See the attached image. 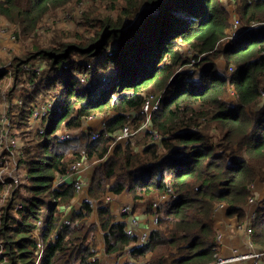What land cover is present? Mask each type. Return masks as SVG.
<instances>
[{
  "label": "trees",
  "instance_id": "16d2710c",
  "mask_svg": "<svg viewBox=\"0 0 264 264\" xmlns=\"http://www.w3.org/2000/svg\"><path fill=\"white\" fill-rule=\"evenodd\" d=\"M72 1L0 0V16L16 38V27L28 35ZM232 1L242 22L237 38L224 0H122L116 17H94L89 7L80 13L90 28L64 33L74 42L13 61L25 87L23 101L12 100L10 125L25 136L16 150L21 176L0 175V264H111L103 248L112 264L126 251L131 259L121 264H208L222 254L217 207L224 203L229 216L244 221L258 194L252 185L264 184V0ZM35 56L45 59V78L36 65L22 67ZM220 58L229 72L221 71ZM57 92L60 106L43 112L35 131L29 124L36 100ZM152 97L160 103L149 115ZM101 115L108 119L99 133L90 126L69 136ZM148 118L145 137L136 141ZM126 127L125 145L116 140ZM84 162L96 165L79 202L76 182H56ZM124 193L157 218L145 242L139 226L129 230L135 207L111 198ZM157 200L164 201L156 207ZM261 203L250 235L257 250H264Z\"/></svg>",
  "mask_w": 264,
  "mask_h": 264
},
{
  "label": "rangeland",
  "instance_id": "374dc122",
  "mask_svg": "<svg viewBox=\"0 0 264 264\" xmlns=\"http://www.w3.org/2000/svg\"><path fill=\"white\" fill-rule=\"evenodd\" d=\"M224 2L227 4V7L229 9V12L231 14V21L232 23H234V27L235 28H239L242 26V22L239 21V17L240 15L238 14V11L236 10V5L232 0H224ZM86 4V6H85ZM123 5L122 0H73L72 2H70L69 4L60 7V8H56L53 9L52 11H50L41 21V23L39 24V26L37 27V29L35 31H33L32 33L28 34V35H24L23 33H20V28L16 27L14 30L18 29V33H17V37L16 38H11L9 36L8 33H1L0 32V70L5 67V65H7L10 62H16L17 60H29L30 56L33 55H37L39 50L42 49H47L48 47L55 45V44H59L61 41H75L76 39L73 36H69V37H65L64 33H74V29H79V30H86L89 29V26H86V24H81V21H83L81 19V17H77L80 13L85 12V9L87 11L88 7H89V12L87 11L86 13H90L92 16H94L93 14H95L96 16L94 17H99L101 14H105V13H110L113 16H117L120 12V9ZM78 6L81 7L80 10L78 9ZM177 11H181V8H177L175 10V13L179 16L182 15L180 13H177ZM86 13L84 14L83 17H85ZM239 19V20H238ZM10 24V21L7 20L4 17L0 16V28L2 27H7L8 29H10L9 26H5ZM257 24V23H256ZM14 28V27H12ZM92 33L95 31L93 28H91ZM83 33V32H82ZM91 33V35H92ZM88 35H90V33H88ZM240 35L239 33H236L234 35V37ZM237 38V37H236ZM39 49V50H38ZM34 59H32V61L30 63H32L33 65H36V67L40 68L39 73L41 75H44V78L50 73L47 72L44 74V68L46 67L45 64V59L43 57H38L35 56L33 57ZM39 63V64H35V63ZM219 62V67L221 69V71L226 72L227 70V65L225 64V61L223 58H220L218 60ZM45 66V67H44ZM47 69V68H46ZM190 72H194V68L192 67ZM227 72H229V69L227 70ZM1 73V71H0ZM26 75V77H28V74H24ZM24 82H16V74L12 73L11 75H4L3 77L0 78V94L2 97V113L3 115H7L10 119L8 123H12L13 124V120L11 121L12 115L10 114V110L13 107V101H18V100H22V94H23V89H24ZM34 89V85L29 82L28 84L26 83V89ZM234 92V91H233ZM49 96L46 98H43L42 100H36V102H39V106L41 108V111L44 112V115L46 114H51L54 112H51L52 110L54 111L57 107L60 106L61 104V99L58 97L59 92L57 93H52V94H48ZM23 101V100H22ZM38 111V108H35V112ZM38 116V115H37ZM36 115H33L31 117L30 120V126H35V131L38 130L40 123L42 124V118L43 116H41L40 121L38 122L36 117ZM1 119V118H0ZM108 119V115H101V116H97V117H91L89 119H85L84 121V126L82 128H76L74 130H72V132H70L69 136L70 137H75L78 138L79 136H81L82 131L86 130L88 127H93L94 129H97V132L95 133H99L100 130L104 129V123L105 121ZM150 119L148 118L145 122V126L143 125L141 128H139L137 134L134 136L135 140H142L146 134V131L149 129L148 125V121ZM45 120H43L44 122ZM2 122V120L0 121ZM7 123V124H8ZM14 125V124H13ZM27 127L26 131L27 133H29V131H32V128ZM65 127H62L58 133L62 136L65 137L68 135V130L64 129ZM44 129V127H43ZM132 129V128H131ZM65 130V131H64ZM133 130V129H132ZM30 132V133H32ZM6 134L8 136H10L11 142H4L1 141L0 142V175L3 176H8L11 177L13 176L16 179H19V177L21 176L20 173V169L18 168V156L16 154V150L22 145L21 141L19 139H21V137L24 138V130L20 129L19 127H12L11 125L9 128H7V130L2 131V128L0 129V138H3V135ZM219 132L214 131L211 135H213V138L218 137ZM27 135V134H26ZM158 138V135H157ZM0 139V140H1ZM134 140V142H135ZM216 140V139H215ZM14 141V142H13ZM121 141L124 142V144L126 145L127 141H125V139H122ZM89 162H87L88 164ZM89 167L87 169H82L81 170V175L82 178H86V181L90 182V176L93 174V167L94 163L92 164H88ZM26 165L23 166V168L25 169ZM85 170V172H84ZM26 173V170H25ZM47 173H49V171L47 170ZM80 174V173H79ZM24 175V174H23ZM9 187V186H7ZM253 188H256L254 185H252ZM113 195V194H112ZM111 198L114 202H116L118 205L123 204V206L128 207V209H131V206L135 207V214L133 216H131L130 218H128V221H133L134 217L136 219L138 218H142V215L146 214L145 216L147 217H151L154 218L155 220V224L157 223V218L154 215H151V213H145V206L146 204L144 202H132L131 200V196L128 194H122V195H118V196H112ZM85 196L81 194L78 199L79 202L80 200ZM264 195L261 196V193H258L257 195H254L253 197H255V199L258 201L261 198L264 199L263 197ZM164 200H157L156 207L158 206V204L162 203ZM123 202H128L129 204L123 203ZM131 203V204H130ZM253 203H248V207H247V212L248 214H251V212L253 211L252 206ZM125 207H121L120 211H119V216L121 218H123V211L125 209ZM216 210H219L218 212H222V211H228L226 208V205H224L223 207H217ZM137 213V215H136ZM229 216V215H228ZM236 217V216H234ZM237 218V217H236ZM127 219V218H126ZM142 220V219H141ZM146 221H148V219H146ZM239 221V220H238ZM142 222V221H141ZM242 222V221H240ZM238 222L236 221L234 226L236 227V224ZM157 225V224H156ZM140 226V225H139ZM237 228V227H236ZM238 234L241 235L244 240L247 242L248 240V234L244 229H238ZM250 240V238H249ZM251 248L249 247V244H247V250H250ZM101 255V253H100ZM102 259H105L106 261H108L109 263H113V261L110 259V257H108V254H102ZM100 256V257H101ZM119 258V260L121 262H125L126 259V255H121L119 257H117V259ZM244 262V261H243ZM241 262L237 261L234 264H241Z\"/></svg>",
  "mask_w": 264,
  "mask_h": 264
},
{
  "label": "built area",
  "instance_id": "2783aa9c",
  "mask_svg": "<svg viewBox=\"0 0 264 264\" xmlns=\"http://www.w3.org/2000/svg\"><path fill=\"white\" fill-rule=\"evenodd\" d=\"M232 24H233L232 36H233V38H236L237 36L234 37V35L236 33L240 34V32H239L240 27L239 28L238 27L235 28L234 27V23H232ZM0 32L1 33H8L11 38H15V35L12 36L11 32H10V29H8L7 27L0 28ZM194 63H195V60L193 59L192 64H194ZM31 65H32V63H24L22 65V67L24 69H30ZM13 68H14V63L10 62L7 65H5V67H3L0 71H5L6 75H11L12 72H13ZM34 69L37 70V71L40 70V68H38L36 66H34ZM230 70L232 71L233 67H230ZM8 73H10V74H8ZM159 103H160L159 97L158 98L152 97L151 99L148 100V102L145 105V109H146V111L148 112L149 115H151L152 111L158 107ZM42 113L43 112L41 111V108L39 107L38 111L34 113V115H36V116L38 115L36 117L37 120L38 119L40 120V118L42 116ZM149 118H150V116H149ZM1 120H2V123H3L2 131H4V130L6 131L7 128L10 127V123H8L9 122L8 117L5 116ZM130 135H131L130 129L128 127H126V128H124L122 130L120 135L117 136V140L116 141H120L122 139H127ZM88 167H89V165L87 164V162H84V164H80V165H78V164L74 165V167H73L74 168V172L72 173V175H70V177H66V176L64 177L63 176L61 178H58V181L56 182V186L59 183H61L63 181H66L67 179L71 178L74 182H76V184L78 186V192L80 194L87 193L88 187H89V182L86 181V178H82L81 170L84 169V168L87 169ZM84 172H85V170H84ZM4 178H6V177L4 176ZM6 186L10 187V185H6ZM262 200H263V198H261L258 201L255 199V197L250 198L249 203L250 202L253 203V205H251L253 211L251 212V214H248L247 218L244 221H242V222L237 221L238 223L236 224V227L238 229H241V230L244 229L247 232L248 240H247L246 244H249V247L251 249L247 250V251L234 250L230 254H218L216 260L212 261V262H209L208 264H234L237 261H239V262L242 261V263H245V264H261V261L264 258V250H257L255 248V245L252 242V238H251L250 235L252 234V231H253L252 223H253L255 217L257 216L258 208L260 206H262V203H261ZM224 205L225 204L222 203L218 207L221 208ZM124 210H126V208ZM218 211L219 210H217V212ZM139 225H140L139 218L136 219L134 217L133 221L132 222L130 221L129 230L133 231ZM249 238H250V240H249ZM218 239H219V241H221V236L220 235H219ZM146 240H147V234L144 233V234L141 235L140 241L141 242H145Z\"/></svg>",
  "mask_w": 264,
  "mask_h": 264
},
{
  "label": "crops",
  "instance_id": "0c3cea01",
  "mask_svg": "<svg viewBox=\"0 0 264 264\" xmlns=\"http://www.w3.org/2000/svg\"><path fill=\"white\" fill-rule=\"evenodd\" d=\"M256 191H257L256 193H261V196L264 195V184L257 183ZM145 215L146 214L142 215V218L141 217L139 218L140 220L139 230L141 232V235L149 232L150 230L154 229L156 226L154 218L148 216L146 217ZM215 215H216L215 226L221 236V241H220L222 245L221 253L230 254L234 250L247 251L246 241L241 235L238 234L237 228L234 226L235 222L238 221L237 218L234 216H228V213L225 210L222 212H218ZM146 219H148V221H146ZM124 254L126 255L125 261L131 259V256L129 255L128 251L122 253L121 255ZM117 263L121 264L123 262H121L118 258L115 264ZM241 264H245V263H241ZM261 264H264V258L261 261Z\"/></svg>",
  "mask_w": 264,
  "mask_h": 264
},
{
  "label": "water",
  "instance_id": "95a60500",
  "mask_svg": "<svg viewBox=\"0 0 264 264\" xmlns=\"http://www.w3.org/2000/svg\"><path fill=\"white\" fill-rule=\"evenodd\" d=\"M103 253L105 254L106 252H105V248H103Z\"/></svg>",
  "mask_w": 264,
  "mask_h": 264
},
{
  "label": "bare ground",
  "instance_id": "6f19581e",
  "mask_svg": "<svg viewBox=\"0 0 264 264\" xmlns=\"http://www.w3.org/2000/svg\"><path fill=\"white\" fill-rule=\"evenodd\" d=\"M241 39V38H240Z\"/></svg>",
  "mask_w": 264,
  "mask_h": 264
}]
</instances>
